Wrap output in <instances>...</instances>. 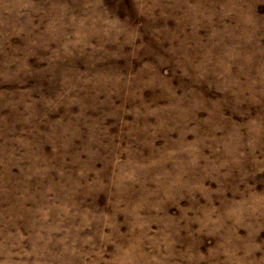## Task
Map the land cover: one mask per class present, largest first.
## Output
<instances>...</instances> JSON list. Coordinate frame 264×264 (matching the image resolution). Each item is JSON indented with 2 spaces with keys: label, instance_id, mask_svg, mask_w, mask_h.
Instances as JSON below:
<instances>
[{
  "label": "rangeland",
  "instance_id": "rangeland-1",
  "mask_svg": "<svg viewBox=\"0 0 264 264\" xmlns=\"http://www.w3.org/2000/svg\"><path fill=\"white\" fill-rule=\"evenodd\" d=\"M0 264H264V0H0Z\"/></svg>",
  "mask_w": 264,
  "mask_h": 264
}]
</instances>
